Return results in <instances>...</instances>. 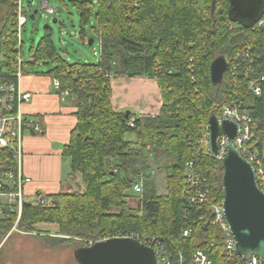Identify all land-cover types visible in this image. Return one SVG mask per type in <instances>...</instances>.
Returning a JSON list of instances; mask_svg holds the SVG:
<instances>
[{"label": "trees", "instance_id": "16d2710c", "mask_svg": "<svg viewBox=\"0 0 264 264\" xmlns=\"http://www.w3.org/2000/svg\"><path fill=\"white\" fill-rule=\"evenodd\" d=\"M7 7L0 32V54L14 73L17 50L14 0H1ZM79 9L81 37L95 15V32L100 38L97 63H70L59 53L50 27L38 45L31 47L33 63L49 66L48 73L60 82L59 90L70 91L77 106V123L63 156L71 163V181L78 189L45 195L40 202H25L18 228L34 230L38 223H55L61 233L98 240L124 233H139L166 240L173 253L187 258L196 248H211L215 264H235L224 256L220 229L210 222L211 202L224 197L223 162L205 145V132L213 114L220 115L223 103L239 101L255 119V131L262 155L264 139L263 92L248 90L251 78H264V14L250 25L235 18L229 0H96L72 1ZM251 47L253 63L241 59L234 70L235 57ZM218 55H225L229 68L221 84L211 80L210 67ZM254 69L249 74V68ZM155 78L161 89L163 106L159 114L136 116L116 111L111 102L113 77ZM0 81H16L14 75H1ZM132 123V125H130ZM132 133L139 147L127 139ZM155 157L164 151L174 157L165 166L167 193L157 192L146 150ZM193 161L196 173L211 182L205 205L189 204L186 182L187 163ZM0 164L14 168L12 151H0ZM146 175L144 193L136 207L128 200L133 181ZM200 217H204L200 220ZM16 216L0 220V246L14 226ZM192 228L189 237L185 228ZM50 242L67 238L52 237Z\"/></svg>", "mask_w": 264, "mask_h": 264}, {"label": "built area", "instance_id": "2783aa9c", "mask_svg": "<svg viewBox=\"0 0 264 264\" xmlns=\"http://www.w3.org/2000/svg\"><path fill=\"white\" fill-rule=\"evenodd\" d=\"M15 1L14 21L15 34L17 38V50L14 57L16 70L11 73L7 68L4 60H0V76L14 75L16 81H0V151L9 149L12 151L14 168H6L0 164V217L5 219L10 215L16 216V222L10 231L6 234L4 239H7L15 232H22L18 228V223L22 217L23 207L26 202L25 188L32 182L30 177L24 175L23 172V138L25 131L41 132V124L32 116L25 115L21 106L31 100L32 94L23 91L20 88V80L24 75V61H23V41L22 31L28 22V9L23 6L22 0ZM96 1V0H95ZM44 9L48 13H55L58 9L51 7L48 0H44ZM264 25V21L261 22ZM246 58L249 63H253L255 56L251 53V47L247 46L243 53H239L235 57L236 64L233 66L237 70L241 66V59ZM254 69L249 68V74H253ZM264 78H251L248 90L254 95H261L263 88L261 82ZM56 87L60 88L58 79H54ZM63 95H69L70 91H62ZM222 118L235 122L240 131L234 139V144L237 147L241 156L248 160L254 169L255 180L257 185L264 190V162L259 150V139L255 131V119L243 107L239 101L232 104L223 103L220 106ZM132 125V123H130ZM211 130L208 124L205 132V145L211 150L210 143ZM219 152L216 156L223 160L227 153L228 137L222 134L218 138ZM194 162L187 163L186 182L190 187V195L188 203L205 205L209 201L211 193V182L208 176L201 175L195 172L193 168ZM154 174V171H152ZM146 175L141 173L132 183V187L137 194L143 195L144 181ZM48 198L45 195L40 197L42 204L47 203ZM211 223L212 226H217L220 229L223 239L224 256L235 261V264H264V259L257 256H252L249 259H242L237 253L236 240L233 236L223 208V200L220 202H211L210 204ZM204 217H200L203 220ZM192 234V228L188 227L183 230V236L189 237ZM1 235V229H0ZM112 237H131L139 240L147 246L153 247L157 251L158 264H215L211 248L216 246V241L212 240L209 243V248H196L187 258L182 252L173 253L166 244L165 239L155 236H148L139 233H124L118 231L115 235L101 238L98 240H90L86 246L95 244L98 241L105 240Z\"/></svg>", "mask_w": 264, "mask_h": 264}, {"label": "crops", "instance_id": "0c3cea01", "mask_svg": "<svg viewBox=\"0 0 264 264\" xmlns=\"http://www.w3.org/2000/svg\"><path fill=\"white\" fill-rule=\"evenodd\" d=\"M2 4L7 17V7ZM6 17L0 18V32ZM29 61L33 63L32 58ZM48 70L24 69L19 83L23 91L32 94L31 100L22 104V112L34 117L42 128L41 132L25 131L23 138V172L32 179L25 188V199L32 203L38 192L42 195L67 193L75 187V182L70 180L71 172L67 174L66 170L71 163L63 156V151L77 123V106L70 95H63L56 87L55 78ZM111 83V102L116 111L129 110L136 116L160 113L163 98L156 79L121 76L113 77ZM0 220L3 219L0 217ZM34 227L59 228L55 223H38Z\"/></svg>", "mask_w": 264, "mask_h": 264}, {"label": "water", "instance_id": "95a60500", "mask_svg": "<svg viewBox=\"0 0 264 264\" xmlns=\"http://www.w3.org/2000/svg\"><path fill=\"white\" fill-rule=\"evenodd\" d=\"M72 2L73 0H69ZM236 19L253 25L264 14V0H229ZM38 9L31 14L34 19ZM54 19V22H57ZM50 25H46V28ZM94 39L88 41L93 44ZM229 68L225 55H218L210 67L211 80L221 84ZM131 112L126 111L127 116ZM211 150L220 154L218 138L228 137L223 162V208L235 237L237 253L246 260L252 256L264 259V190L255 180L252 164L240 155L234 144L240 128L228 119L213 114L209 120ZM79 264H158L157 251L131 237H112L90 246L78 247L74 252Z\"/></svg>", "mask_w": 264, "mask_h": 264}, {"label": "rangeland", "instance_id": "374dc122", "mask_svg": "<svg viewBox=\"0 0 264 264\" xmlns=\"http://www.w3.org/2000/svg\"><path fill=\"white\" fill-rule=\"evenodd\" d=\"M87 1L94 3V11L96 13L98 9L97 2L95 0ZM22 2L24 8L29 10L28 22L22 31V53L25 71L29 69L47 71L49 69V66L42 62L35 64L29 61L31 47L33 44L38 45L40 43L46 33L47 24L50 25L52 38L63 58L70 63L99 62L101 44L100 38L94 30L97 25L95 15L91 17L85 26L86 39L84 40L80 34L81 18L79 9L73 2L69 0H48L51 7L58 9L52 14L44 9V0H22ZM3 9H5V6L0 1V18L3 17L4 19L6 15L5 12L3 13ZM36 9H38V13L34 19H31V14ZM54 19L58 21L54 22ZM90 39H94L92 45L88 44ZM127 139L133 143L135 148L139 147L138 140L134 134L129 133ZM262 153L264 156V139L262 140ZM146 156L152 171H154L152 175L155 178L157 192L160 195H164L167 193L165 166L172 164L174 157L164 151H159L158 156L155 157L150 147L146 150ZM66 170L67 174L72 171L69 164ZM77 182L75 181L74 189L79 188V183L77 184ZM127 195L129 202L134 207L137 206L138 200L142 199V195L137 194L132 186L128 189ZM52 237H63L68 240L63 242L46 240ZM90 240L93 239L61 233L60 227L51 230L34 227V230L31 231L15 232V234H11L7 239L3 240L0 247V264H79L74 252L78 247L86 246Z\"/></svg>", "mask_w": 264, "mask_h": 264}]
</instances>
